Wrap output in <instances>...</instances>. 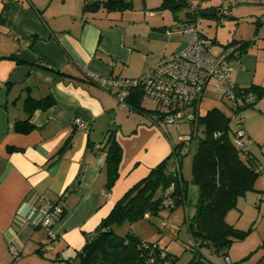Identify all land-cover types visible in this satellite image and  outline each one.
<instances>
[{
    "label": "crops",
    "instance_id": "0c3cea01",
    "mask_svg": "<svg viewBox=\"0 0 264 264\" xmlns=\"http://www.w3.org/2000/svg\"><path fill=\"white\" fill-rule=\"evenodd\" d=\"M85 1L0 0L4 18L0 21V264L12 263V250L18 253V264H71L66 260L81 249L85 234L99 225L133 184L170 155L178 141L173 126L159 119L156 105H144V94L140 109L122 104L113 86L87 80L86 71L118 80L140 76L160 56L184 46L187 34L181 30L189 19L187 7L182 5L185 15L177 17L175 10H182L177 9L181 6L159 8L162 0H130L129 8L112 11H83ZM212 7L200 6V10ZM199 31L212 47L219 46L218 51L230 40H247L238 35L221 43L216 35ZM31 34L39 38L29 44ZM249 46L230 59V80L236 86H241V57ZM40 62L60 73L36 65ZM48 93L56 102L32 112L33 128L27 133L14 131L12 123L27 115L25 96ZM75 118H80V125ZM108 129L114 130L122 157L119 176L106 192L102 146ZM245 129L253 140L250 153L258 160L261 174L255 182L257 191L245 194L242 202L238 198L242 216L236 222L248 207L253 211L249 220L254 221L255 207L264 201V162L257 153L264 124L245 125ZM63 146L52 161L50 157ZM39 198L63 201L66 212L50 230L23 219ZM259 238L264 239V234ZM236 243L228 248V261L223 257L222 264H264V242L248 253H242ZM41 245L50 246L45 256L36 253Z\"/></svg>",
    "mask_w": 264,
    "mask_h": 264
},
{
    "label": "trees",
    "instance_id": "16d2710c",
    "mask_svg": "<svg viewBox=\"0 0 264 264\" xmlns=\"http://www.w3.org/2000/svg\"><path fill=\"white\" fill-rule=\"evenodd\" d=\"M174 5L187 7L184 0H162L159 8L173 7ZM5 6L6 3H4L3 8ZM130 6V0H86L83 11H97L100 8L112 11L114 9H126ZM219 7L213 6L212 9L216 11L215 15L218 14L222 18L218 12ZM186 11L189 18L194 16L188 10ZM3 20L4 18L0 13V21ZM200 34L204 36L201 32ZM38 38L39 36L36 34L27 37L29 44ZM231 44H237L238 52L233 55L236 57L238 53L240 54L246 49L249 41L235 42L233 40L225 46ZM12 57L16 58L17 56L12 55ZM36 65L60 73L59 69L52 68L46 63L40 62ZM87 80L95 82L90 78ZM215 82L216 88L219 83ZM234 86L237 89H244L245 92L250 91L254 95L252 102L238 104L237 110L241 114L246 107H254L264 94V86L258 84H252L249 87H240L235 84ZM142 95L140 88L131 87L123 99V103L140 109ZM225 100L229 101L228 99ZM55 102L56 100L50 93L39 98L27 94L23 99V106L27 115L24 119L15 120L11 128L20 133L29 132L33 128L30 122L32 112L36 109H47ZM228 104L229 114H226L218 106L208 109L203 115L198 114L191 123L194 124L190 132L193 136V146H186L179 141L174 142L171 154L152 167L145 177L133 184L115 202L110 212L101 219L99 225L91 233L85 234V242L75 257L66 261L71 264H142L152 256L155 258V264H173L177 257L171 254L166 247H162L157 242L144 241L132 231L121 233L119 229L124 223L130 224L145 217V214H158L164 206L174 207L179 204L185 206L190 202L189 188L191 185L196 187L197 201L195 214L188 222V230L193 240L192 257L185 264H218L205 257L201 252L203 247L208 248L213 254L224 257L226 261L228 259L226 253L231 244L236 240L246 238L254 226L253 222L248 229H240L227 221V213L237 207L239 197L244 196L249 191H257L255 182L261 174L258 160L250 153V146L247 150L240 151L234 144L232 109L231 103ZM158 117L160 119L159 115ZM198 125L201 126L199 133L196 130ZM217 133L218 135H216ZM68 144L69 140L65 142L64 146ZM64 146L50 157L52 161L56 159L55 157L64 149ZM102 147L106 152L105 190L109 192L119 176L118 168L122 157V149L115 138L114 130L108 129L105 132ZM12 149L9 148V150ZM183 151H187L191 155L189 178H185L181 172ZM175 159L177 167L174 166ZM165 192H167L166 195ZM166 198L171 200L168 205L164 204ZM65 212L64 208L63 215ZM161 250L165 251L163 257L160 255ZM46 251V245H41L36 249V253L40 256H45Z\"/></svg>",
    "mask_w": 264,
    "mask_h": 264
},
{
    "label": "built area",
    "instance_id": "2783aa9c",
    "mask_svg": "<svg viewBox=\"0 0 264 264\" xmlns=\"http://www.w3.org/2000/svg\"><path fill=\"white\" fill-rule=\"evenodd\" d=\"M184 1L188 12L194 16L184 23L181 30L187 34L182 48L160 56L136 78L118 80L95 75L89 71H86V75L102 86H113L116 89V96L122 104H124L123 99L131 87L140 88L145 96L156 102V111L160 120L172 125L177 131L181 121L192 123V120L198 116L199 102L204 91L208 84L215 80L219 83L216 89L220 88V97L228 99L231 103L234 144L240 151L247 150L252 139L247 135L244 117L237 109L241 102H252L254 95L250 91L245 92L244 89L235 88L230 80L233 70L230 59L237 51V44H231L218 52H213L207 38L200 34L197 25L202 0ZM239 1L243 0H222L218 10L220 16H229L230 7ZM74 122L80 125V118H75ZM177 140L186 146H193V136L190 132L178 133ZM174 163V166L177 167L176 159ZM166 194L167 192H165ZM170 203L169 198L164 200L165 205ZM63 212L62 199L51 202L39 198L35 204L29 207L23 219L35 226L50 230L59 221ZM147 215L145 214V216ZM49 247V245L46 246V248ZM160 255L163 257L165 251L161 250ZM12 256L11 264H18V253L12 250ZM142 264H155V258L151 256Z\"/></svg>",
    "mask_w": 264,
    "mask_h": 264
},
{
    "label": "rangeland",
    "instance_id": "374dc122",
    "mask_svg": "<svg viewBox=\"0 0 264 264\" xmlns=\"http://www.w3.org/2000/svg\"><path fill=\"white\" fill-rule=\"evenodd\" d=\"M220 3L221 0H202L201 8L211 5L219 7ZM177 9H182L175 10L177 17H183L185 15L183 7L181 6ZM231 9L232 17L220 18L218 14L214 16H200L197 25L208 37L216 35L221 43L226 42V39L236 38L238 35L247 39L250 46L248 51L241 57L244 70L240 72L242 76L240 79L241 82H239L241 83L240 87H249L252 84L264 86V0L239 1ZM168 13L174 15V12L171 10H168ZM253 36H256L255 40H253ZM207 41L210 47H212L209 38H207ZM218 49L219 46L216 45L211 50L217 52ZM214 84L216 82L211 81L204 91L203 97L199 102V115L205 114L208 109L215 106L220 107L226 114H229L228 103L230 102L220 98V88L216 89ZM143 101L147 107L156 105V102L147 96H144ZM242 115L244 117V125L248 127L250 125L254 126L258 122L264 124V94H262L254 107H246L243 109ZM193 127L194 124L192 125L191 123L181 121L178 131L174 127L170 128L176 140L178 133H189ZM196 130L199 133L201 126L198 125ZM261 134H264V130L261 131ZM261 137L258 140L261 147L257 153L260 155L262 162H264V136ZM256 146L258 145L256 144ZM190 159L191 155L187 151H183V155L181 156V172L185 178L189 177ZM249 192L246 194H249ZM189 200L190 202L185 206L183 204L175 205L174 207L164 206L156 215L148 214L130 224L124 223L119 230L121 233L132 231L143 239H147L150 242H157L177 257L173 264H185L192 257L191 247L193 240L188 230V222L192 219L196 211L197 190L194 185H191L189 188ZM242 200L243 196L241 197V202ZM239 208L238 205V207L230 210L227 221L235 223L242 216ZM255 210L254 214H258L254 221L252 220L250 222L249 220V217L253 215L251 213L253 211L248 207L245 209V213L240 219V222L235 223L238 227L242 226L244 229H248L254 222L253 230L246 238L236 240L235 247L237 248L238 246L242 253L253 251L257 244L264 240L259 238L261 234H264V201H262L260 208L255 207ZM162 222L164 223L162 224ZM249 223L251 224L249 225ZM201 252L207 259L213 260L218 264H222L224 261L222 256L211 253L208 248L203 247Z\"/></svg>",
    "mask_w": 264,
    "mask_h": 264
},
{
    "label": "water",
    "instance_id": "95a60500",
    "mask_svg": "<svg viewBox=\"0 0 264 264\" xmlns=\"http://www.w3.org/2000/svg\"><path fill=\"white\" fill-rule=\"evenodd\" d=\"M200 13L204 14V15H215L216 11H214V10H206V11H202Z\"/></svg>",
    "mask_w": 264,
    "mask_h": 264
}]
</instances>
